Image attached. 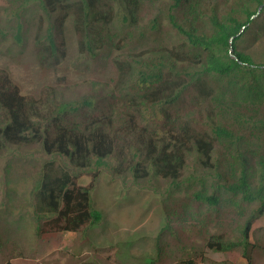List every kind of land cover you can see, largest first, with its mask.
<instances>
[{
  "label": "trees",
  "instance_id": "16d2710c",
  "mask_svg": "<svg viewBox=\"0 0 264 264\" xmlns=\"http://www.w3.org/2000/svg\"><path fill=\"white\" fill-rule=\"evenodd\" d=\"M26 1L5 8L14 40L24 38L18 19ZM36 1L32 46L42 70L65 59L69 21L79 58L99 63L97 71L111 58L113 75L94 79L98 90L74 105L58 102L55 91L21 94L0 79V157L32 145L45 155L29 190L32 210L29 200L12 199L11 217L32 213L37 235L83 240L101 219L91 200L98 167L112 161V177L139 183L152 173L164 181L155 190L170 228L158 232L153 264H201L207 250L238 246L252 264L253 251L264 253L263 242L249 240L264 215V0ZM20 155L12 153L5 167L11 179ZM187 164L202 174L179 185ZM82 176L89 181L80 183ZM231 232L239 236H225ZM12 234L0 229V248L14 242Z\"/></svg>",
  "mask_w": 264,
  "mask_h": 264
},
{
  "label": "rangeland",
  "instance_id": "374dc122",
  "mask_svg": "<svg viewBox=\"0 0 264 264\" xmlns=\"http://www.w3.org/2000/svg\"><path fill=\"white\" fill-rule=\"evenodd\" d=\"M10 5L11 0H0V79L8 77L18 86L21 94L45 98L51 97L52 91H55L58 102L62 101L66 105L70 102L74 105L82 94L98 90L101 83H95L94 79H106L113 75L111 58L101 71H97L99 63L96 61L89 58L83 61L79 58L69 21L65 30V59L56 68L42 70L32 46L33 29L41 11L39 4L36 0L22 3V19L18 20L22 22L24 38H20V41L14 40L5 29L8 20L7 14H4L5 8ZM0 119L3 120V117L0 116ZM10 149L12 152L8 157H0V186H4L5 190H0V229L5 227L11 230L14 242H10L8 247L0 248L2 261L9 259L14 264H78L83 260L94 264H153L158 248V232L162 226L170 228L165 221L163 198L155 190L163 180L151 173L147 179L135 183L132 176L112 177V161L107 165H99L100 171L91 191V200L94 208L100 212L101 219L97 225L87 230L85 241L77 233L71 236L59 233L42 237L34 231L32 213L18 221L11 215L17 217L16 207L12 204L16 198L29 200L26 212L32 210L29 190L40 181L39 170L45 155L39 150V145L30 146L23 155H20L19 149ZM14 152L20 158L14 169L17 177L11 179L10 174L6 175L5 167ZM217 157L220 155L214 154L213 160ZM182 174L176 180L179 185H184L187 180L199 179L202 172L192 164H187ZM88 181L89 177L79 178L80 183ZM208 207L205 204L206 212L213 216V211ZM195 208L198 210V207ZM208 227L219 232L211 223ZM236 235L239 236L231 232L225 236ZM198 240L201 241L200 238ZM249 240L264 243V215L253 223ZM161 244V252L165 253L168 243L162 239ZM204 256L208 260L201 264H249L242 255L241 246L235 247L230 253L207 250ZM252 261V264H264V253L253 251Z\"/></svg>",
  "mask_w": 264,
  "mask_h": 264
},
{
  "label": "clouds",
  "instance_id": "9594fccd",
  "mask_svg": "<svg viewBox=\"0 0 264 264\" xmlns=\"http://www.w3.org/2000/svg\"><path fill=\"white\" fill-rule=\"evenodd\" d=\"M65 234H68V235H70L71 236V234H76V233H65ZM46 236V235H45ZM42 237H44V236H42ZM78 239V238H77ZM77 239H75V240H77ZM82 241H85V239H83Z\"/></svg>",
  "mask_w": 264,
  "mask_h": 264
},
{
  "label": "water",
  "instance_id": "95a60500",
  "mask_svg": "<svg viewBox=\"0 0 264 264\" xmlns=\"http://www.w3.org/2000/svg\"><path fill=\"white\" fill-rule=\"evenodd\" d=\"M260 8H261V6L258 8V11H259Z\"/></svg>",
  "mask_w": 264,
  "mask_h": 264
},
{
  "label": "crops",
  "instance_id": "0c3cea01",
  "mask_svg": "<svg viewBox=\"0 0 264 264\" xmlns=\"http://www.w3.org/2000/svg\"><path fill=\"white\" fill-rule=\"evenodd\" d=\"M84 243V242H83Z\"/></svg>",
  "mask_w": 264,
  "mask_h": 264
}]
</instances>
